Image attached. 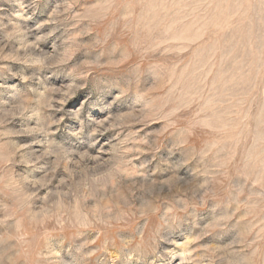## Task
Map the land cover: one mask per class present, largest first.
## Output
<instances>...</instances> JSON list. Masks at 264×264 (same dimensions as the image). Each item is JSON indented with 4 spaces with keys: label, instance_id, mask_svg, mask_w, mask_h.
I'll use <instances>...</instances> for the list:
<instances>
[{
    "label": "rangeland",
    "instance_id": "1",
    "mask_svg": "<svg viewBox=\"0 0 264 264\" xmlns=\"http://www.w3.org/2000/svg\"><path fill=\"white\" fill-rule=\"evenodd\" d=\"M0 264H264V0H0Z\"/></svg>",
    "mask_w": 264,
    "mask_h": 264
}]
</instances>
